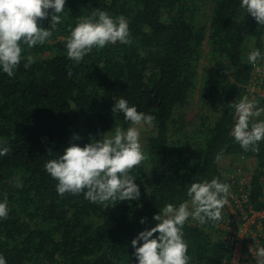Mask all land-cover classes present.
<instances>
[{
	"label": "trees",
	"instance_id": "trees-1",
	"mask_svg": "<svg viewBox=\"0 0 264 264\" xmlns=\"http://www.w3.org/2000/svg\"><path fill=\"white\" fill-rule=\"evenodd\" d=\"M201 4L211 9L208 20L199 14ZM240 5L241 0H66L62 23L51 37L31 49L22 45L14 76L0 68V148L10 149L0 156V202L6 199L8 206L7 218L0 219V255L6 264H138L131 241L158 223L153 216L166 204L189 200L193 182L219 178L240 194L245 212L264 209V140L254 153L230 134L235 112L229 104L250 95L254 67L247 54L254 47L264 58V26ZM97 10L113 19L123 16L131 43L93 48L76 64L67 56L65 38L80 18ZM51 12L43 27H49ZM206 41L209 64L200 100L216 109L199 114L187 130L185 107L199 83ZM29 54L35 63L26 69ZM119 98L155 117L144 147L148 159L130 172L140 197L101 205L83 194L59 195L45 163L71 143L83 147L116 126L126 130L130 124L123 114L112 113ZM254 100L264 108V101ZM254 120H264V113ZM225 156L254 159L243 186L223 174ZM226 217L237 230L226 206L218 222L200 225L189 218L185 223L189 264H231L234 243L225 238L228 229L218 225L226 224ZM258 234L264 247V229Z\"/></svg>",
	"mask_w": 264,
	"mask_h": 264
},
{
	"label": "clouds",
	"instance_id": "clouds-1",
	"mask_svg": "<svg viewBox=\"0 0 264 264\" xmlns=\"http://www.w3.org/2000/svg\"><path fill=\"white\" fill-rule=\"evenodd\" d=\"M66 0H0V68L8 77H13L21 60L22 45L29 49L44 44L56 26L62 23L61 13ZM241 8L251 15L258 25L264 26V0H241ZM49 27L41 21L49 18ZM67 56L79 64L93 48L103 49L108 44H130L128 22L123 16L115 19L105 11H94L89 17H82L70 35L65 38ZM259 49L252 48L247 62L255 65L261 59ZM24 67L35 63V57L27 55ZM72 76V72H68ZM234 109L235 124L231 131L244 151L259 152L258 144L264 140V120L256 121L264 113L257 101L247 95L229 104ZM112 113H122L130 126L125 130L116 126L99 139L90 138L83 147L71 143L58 159H51L44 165L50 176L58 181L57 192L63 196L83 194L94 204L114 205L118 201H133L140 197L139 186L130 172L148 159L140 142L141 129L152 127L155 117L129 106L125 98L115 100ZM79 139V137H74ZM51 149H49V152ZM10 152L8 147L0 148V156ZM221 158L218 154L217 161ZM17 187L21 182L17 181ZM230 185L219 178L193 182L187 189L190 198L175 206L166 204L159 214L153 216L158 223L150 230L141 231L131 241L138 264H189L188 244L184 240L183 227L191 218L200 225L222 219V209L231 195ZM8 216L7 200L0 202V219ZM146 218L140 220L141 224ZM154 234H158L155 235ZM142 242V243H141ZM252 248H250L251 251ZM256 264H264V247L255 250ZM0 264H6L0 255Z\"/></svg>",
	"mask_w": 264,
	"mask_h": 264
},
{
	"label": "rangeland",
	"instance_id": "rangeland-1",
	"mask_svg": "<svg viewBox=\"0 0 264 264\" xmlns=\"http://www.w3.org/2000/svg\"><path fill=\"white\" fill-rule=\"evenodd\" d=\"M209 6H205L204 4L200 5L199 14L203 15L204 20L209 19L210 13ZM209 45L207 41L203 45V54L198 61V73H199V83L194 89L193 95L190 97L188 104L185 107V121H186V129L188 127L191 129V126L196 122L198 115L202 112L212 113L215 111V106L205 105L200 100V88H201V80L203 77V73L206 72V67L209 64L208 62V52ZM153 131V127H148L145 125L141 129V138L140 142L142 144L143 150L147 142V138L151 135ZM255 161L252 158H247L244 156H225L220 160V167L223 174L231 179L232 184L236 183L238 188L244 185L246 178L248 177L252 167L254 166ZM231 195L228 197V204L225 205L232 216L237 218L238 213L235 212V208L231 202V199L234 200L235 205L237 207H241L240 194L235 191V189L230 190ZM244 197V196H243ZM245 198V197H244ZM191 219V218H190ZM226 224L223 222H219L220 227H225L228 229L230 234H226L225 238L233 241L234 243V256L231 264H256L255 258V250L261 245L259 242L257 243L256 238V230H249L246 226L249 223V219L246 222H243L238 226L237 230H235L228 222V218L225 219ZM248 227V226H247ZM235 236V237H234ZM246 238L247 249H244L242 240ZM250 248L251 251H250Z\"/></svg>",
	"mask_w": 264,
	"mask_h": 264
},
{
	"label": "built area",
	"instance_id": "built-area-1",
	"mask_svg": "<svg viewBox=\"0 0 264 264\" xmlns=\"http://www.w3.org/2000/svg\"><path fill=\"white\" fill-rule=\"evenodd\" d=\"M253 67V79L247 86V89L250 92L249 97L251 99H260L264 101V58L258 60L257 63L253 65ZM261 180L262 186H264V166H262ZM261 199L262 201H264V195H262ZM238 208L240 209V212L238 213L236 220L238 221L239 225L249 219V223L247 225L248 227L246 226V228L256 231H261L262 229H264V209H250L248 213L243 210L242 206ZM255 235L257 238V236L259 235L258 232H256Z\"/></svg>",
	"mask_w": 264,
	"mask_h": 264
}]
</instances>
